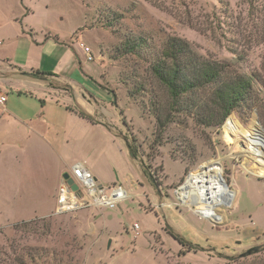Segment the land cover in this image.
<instances>
[{
    "label": "rangeland",
    "instance_id": "374dc122",
    "mask_svg": "<svg viewBox=\"0 0 264 264\" xmlns=\"http://www.w3.org/2000/svg\"><path fill=\"white\" fill-rule=\"evenodd\" d=\"M29 2L38 25H47L68 45L75 31L83 33L79 40L90 43L95 56L89 61L85 49L76 47L78 60L90 73L87 89L107 107L97 115L106 118L105 127L94 125L98 120L92 115L81 117V109L76 115L66 106L51 109L49 104L46 111L68 125V161L88 168L96 164L107 185L125 186L131 172L141 188L116 208L18 220L31 217L39 206L32 196L34 185L46 184L54 162L37 144L25 149L28 136L0 107V226L11 219L0 227V264H264V165L251 151L242 154L249 143L253 149L257 132L264 136V0ZM36 31L41 36L40 28ZM171 38L188 48L187 65L198 63L221 78L250 81L226 117L213 85L174 97L157 77L154 66L172 65L164 56ZM69 63L66 58L64 66L72 71ZM20 84L27 85L24 80ZM8 97L21 115H43L40 98L17 92ZM73 100L62 101L72 106ZM230 115L242 133L225 135ZM127 143L136 147L138 162L128 157ZM219 158L231 188L224 221L215 223L191 206L177 204L174 189L190 171Z\"/></svg>",
    "mask_w": 264,
    "mask_h": 264
},
{
    "label": "crops",
    "instance_id": "0c3cea01",
    "mask_svg": "<svg viewBox=\"0 0 264 264\" xmlns=\"http://www.w3.org/2000/svg\"><path fill=\"white\" fill-rule=\"evenodd\" d=\"M34 15L35 12L29 0H0V97H6V101L0 103V107L8 118L18 124L17 127L23 135L28 136L29 140L26 142L25 149L27 147L36 148L35 144H37L53 156L54 162L46 184L38 181L34 185L32 196L39 206L35 207L31 217L18 220L46 217L55 213L62 178L65 173L71 171L73 166L71 161H68L69 157L66 152L70 140L68 125L64 121L48 117L46 112L48 105H52L51 109L53 106L58 108L66 106L67 111L76 115H79L77 109H81L98 120V123L94 124L97 126L105 127L103 124L107 122L105 117L97 116L100 109L107 107L101 100L93 98V94L87 89L86 76L90 73L86 71L83 62L77 57L76 47L81 43L89 46L90 43L80 41L79 38L83 33L75 31L72 36L74 40L68 45L55 33L50 32L47 25H38L34 20ZM39 28L41 36L36 31ZM52 39H55L56 43ZM66 58L70 60L72 71L64 66ZM94 60L95 56L92 61ZM49 61L48 65L44 64ZM40 70L45 71L40 74L43 76L41 79L31 76L33 72H40ZM46 72H51V75ZM23 80L27 85L20 84ZM57 81L59 83H55ZM10 92H17L20 96L40 98L44 110L43 115L27 117L14 111L9 103L8 94ZM70 96L74 97L72 106L69 105V101H62ZM115 130L117 131L116 128ZM111 135L113 136L112 133ZM127 155L132 159L129 151ZM89 169L99 180H107L96 164H91ZM123 184L129 194L141 188L139 180L131 172L127 174ZM43 207L46 209L40 212ZM83 211L85 210L81 212ZM81 215L84 214L81 213ZM84 216H89V214ZM9 221L11 219H7V222ZM247 244L252 245L250 241Z\"/></svg>",
    "mask_w": 264,
    "mask_h": 264
},
{
    "label": "built area",
    "instance_id": "2783aa9c",
    "mask_svg": "<svg viewBox=\"0 0 264 264\" xmlns=\"http://www.w3.org/2000/svg\"><path fill=\"white\" fill-rule=\"evenodd\" d=\"M88 53V60H93L94 55L89 46L80 44ZM6 101L5 96L0 97V103ZM237 120L230 115L224 125V133L229 136L237 131ZM250 150L242 152L246 155ZM218 162H204L197 169L185 175L180 185L174 189L177 204H186L194 208L195 212L211 219L215 223L224 221L223 210L229 208L225 204L224 186L228 185L225 176V166L222 159ZM248 172L259 175L252 168H247ZM69 177L78 185L73 189L72 184L63 176L59 186L56 214H63L84 208H116L124 200L130 197L128 189L121 184H105L91 172L82 162L73 164L71 171L67 172ZM260 176V175H259ZM197 200L201 203H192ZM138 227V224L135 225Z\"/></svg>",
    "mask_w": 264,
    "mask_h": 264
},
{
    "label": "trees",
    "instance_id": "16d2710c",
    "mask_svg": "<svg viewBox=\"0 0 264 264\" xmlns=\"http://www.w3.org/2000/svg\"><path fill=\"white\" fill-rule=\"evenodd\" d=\"M178 41L179 39L177 38H171L167 42L166 49L164 50V56L167 59L166 61H170L172 65L167 67H160L158 65L154 66L155 74L160 81L165 84L174 97L192 90L193 87L200 88L206 85H213L215 95L219 100V107L224 111L223 117H226L243 98L244 93L250 85V81L240 78L226 79L223 78V76L221 78L219 72H215L209 67H200L198 63L195 67L187 65L184 56L188 53V48H186L184 42L180 45ZM189 69H192L193 72L189 73ZM41 73L42 72L37 71L33 72L32 75H40ZM219 81L221 82L218 84ZM80 114L89 118L84 112H80ZM127 146L130 156L133 159H137L138 152L136 147L128 143ZM141 163L144 173L151 179L158 193H161L160 187L155 178L147 170L144 163ZM170 233L181 244L186 245V240L183 237L172 231Z\"/></svg>",
    "mask_w": 264,
    "mask_h": 264
},
{
    "label": "bare ground",
    "instance_id": "6f19581e",
    "mask_svg": "<svg viewBox=\"0 0 264 264\" xmlns=\"http://www.w3.org/2000/svg\"><path fill=\"white\" fill-rule=\"evenodd\" d=\"M241 129H242L241 125L238 124L237 125V131L241 132ZM253 131H254L253 133H255L257 131V129H254ZM256 134H257V136H256L257 139L255 141L254 147L252 149L251 147L253 145L251 143H249L248 150H250L253 154H255L257 156V160L260 162V164L264 165V136L260 132H257ZM248 140H249V138H248ZM209 161L210 162H218L219 160L212 159V160H209ZM257 172H258L259 175L262 174V171H260V170L257 171ZM230 188L231 187L229 185L224 186V196H225V204H226V206H227V199H228V196H229ZM192 203H194V204L197 203L198 204V207H196V208H200L201 207V203L199 201H197V200H194Z\"/></svg>",
    "mask_w": 264,
    "mask_h": 264
},
{
    "label": "water",
    "instance_id": "95a60500",
    "mask_svg": "<svg viewBox=\"0 0 264 264\" xmlns=\"http://www.w3.org/2000/svg\"><path fill=\"white\" fill-rule=\"evenodd\" d=\"M64 177L67 178L69 183L72 184L73 189H77L78 188V185L74 182V180L72 178L69 177L68 173H65Z\"/></svg>",
    "mask_w": 264,
    "mask_h": 264
}]
</instances>
